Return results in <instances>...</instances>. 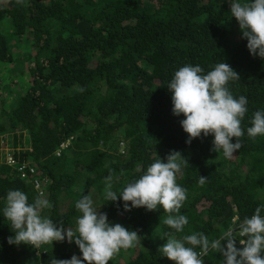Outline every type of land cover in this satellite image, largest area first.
Returning a JSON list of instances; mask_svg holds the SVG:
<instances>
[{"label":"trees","instance_id":"trees-1","mask_svg":"<svg viewBox=\"0 0 264 264\" xmlns=\"http://www.w3.org/2000/svg\"><path fill=\"white\" fill-rule=\"evenodd\" d=\"M4 1L0 63L14 61L10 40L28 34L34 47L32 55L21 56L28 61L25 81L18 87L6 83L0 99L7 98L6 110L0 109V264L82 258L78 246L67 240L40 248L8 243L14 232L3 217L7 193L21 190L32 203V180L52 205L41 215L57 225L74 230L80 215L75 204L90 195L110 223L138 232L141 242L121 249L108 264H174L158 251L166 233L182 239L203 232L210 241L219 239L264 205V135L247 134L253 113L264 111V59L249 52L230 13L233 0ZM220 62L239 74V80L229 81L230 92L248 101L242 146L230 159L222 150L212 151V134L186 143L180 123L185 117L173 114L167 87L186 64L199 65L206 74ZM173 150L188 161L176 176L187 190L180 209L188 218L183 232L162 223L167 213L160 206L124 211L122 199H104L110 172L113 190L119 192ZM25 162L35 174L20 176L17 167ZM200 176L207 177L203 186ZM241 238L237 235L238 248ZM202 259L224 264L214 250Z\"/></svg>","mask_w":264,"mask_h":264},{"label":"clouds","instance_id":"clouds-1","mask_svg":"<svg viewBox=\"0 0 264 264\" xmlns=\"http://www.w3.org/2000/svg\"><path fill=\"white\" fill-rule=\"evenodd\" d=\"M21 2L17 0V3ZM230 13L239 24L242 38L247 39L249 52L264 59V0H233ZM239 79V74L225 62L216 64L206 74L201 66L191 64L175 71L167 87L172 93L173 114H183L185 117L180 123L188 134L187 144L190 145L193 139L201 137L203 133L204 137L209 134L214 136L212 151L219 153L222 150L226 159L232 158L241 148L239 138L244 135L241 121L248 111V101L243 95L235 98L227 87L229 81ZM81 119L85 120V117L81 116ZM251 125L247 128L249 137L264 135V111L253 113ZM233 138H236L235 143L232 142ZM64 145L60 143V146ZM7 160L6 164L11 165ZM23 164L26 166V175L20 174L21 177L36 173L29 162ZM185 165H188V161L184 160L180 152L170 151L166 160L159 158L151 163L139 179L128 183L119 192L113 190V175L110 172L105 177L104 199L108 202L122 199L124 211L140 207L155 211L160 206L167 213L162 223L176 233H181L188 224V218L180 214L187 199V190L177 184L176 176ZM206 180L207 177L200 176L199 185L203 186ZM34 181L31 183L36 197L32 203L28 202L27 195L21 190H9L7 193L3 217L10 222L14 232V236L8 237L10 245L24 243L40 248L54 241L67 240L78 246L82 258L79 254H74L71 259L52 257L49 264H108L121 249L134 247L141 242L137 231L128 230L119 223H110L107 213L94 208L90 195H84L75 204L80 215L76 218L74 230L65 228L63 223L57 225L41 215L43 209L51 208L52 205L43 198L40 184L41 193L35 188ZM262 208L264 205L257 207L250 218L245 217L236 228H230L219 239L210 241L203 232L178 239L168 232L165 234L166 243L158 251L174 264H204L202 256L207 255L209 250L221 253L224 264H264ZM237 235L242 237L238 240L239 248L236 246ZM222 241L227 242L226 246ZM197 247L199 252L196 251Z\"/></svg>","mask_w":264,"mask_h":264},{"label":"rangeland","instance_id":"rangeland-1","mask_svg":"<svg viewBox=\"0 0 264 264\" xmlns=\"http://www.w3.org/2000/svg\"><path fill=\"white\" fill-rule=\"evenodd\" d=\"M80 1V0H78ZM7 5L4 0H0V33L4 31L5 22H7V17L5 15V9ZM14 45L9 49L10 55L13 62L9 61L7 63H0V99L3 97L1 94L5 90L4 86L6 83L11 82V86L18 87L26 79L25 70L27 67L26 62L21 58L22 54H33V44L32 38L28 34H23L16 40H10ZM32 61V58H31ZM17 64V66H16ZM16 66V69H15ZM7 108V98L4 102L0 101V109L6 110ZM121 128V127H120ZM122 129V128H121ZM120 132V129L118 130ZM2 136H5L4 134ZM65 144V142H64Z\"/></svg>","mask_w":264,"mask_h":264},{"label":"built area","instance_id":"built-area-1","mask_svg":"<svg viewBox=\"0 0 264 264\" xmlns=\"http://www.w3.org/2000/svg\"><path fill=\"white\" fill-rule=\"evenodd\" d=\"M7 163H9V164H12V161L11 160H7ZM26 168V166H25V164H20L19 166H18V170H24ZM26 175V172L24 171H22L21 172V176H25ZM35 182V188H38L39 189V182L38 181H34ZM39 193H41V190L39 189Z\"/></svg>","mask_w":264,"mask_h":264}]
</instances>
